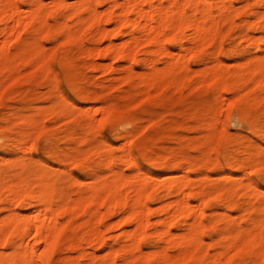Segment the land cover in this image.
<instances>
[{
	"label": "rangeland",
	"instance_id": "obj_1",
	"mask_svg": "<svg viewBox=\"0 0 264 264\" xmlns=\"http://www.w3.org/2000/svg\"><path fill=\"white\" fill-rule=\"evenodd\" d=\"M33 246L264 264V0H0V264Z\"/></svg>",
	"mask_w": 264,
	"mask_h": 264
},
{
	"label": "bare ground",
	"instance_id": "obj_2",
	"mask_svg": "<svg viewBox=\"0 0 264 264\" xmlns=\"http://www.w3.org/2000/svg\"><path fill=\"white\" fill-rule=\"evenodd\" d=\"M86 4H87V3H86ZM128 7H129V5H128ZM83 8H84V6H83ZM132 8H133V7H132ZM132 8H131V9H132ZM125 13H126V12H125ZM125 16H127V15H125ZM141 18H142V17H141ZM124 20H125V19H124ZM124 20H123V21H124ZM125 21H126V20H125ZM128 21H129V19H128ZM128 21H127V23H128ZM129 22H130V21H129ZM134 26H135V25H134ZM128 27H129V26H128ZM196 28H197V27H196ZM130 30H131V29H130ZM196 30H198V29H196ZM1 31H2V30H1ZM110 52H111L110 54H112V53L117 54V53H115L114 50H110ZM126 155H127V154H126ZM128 155H129V153H128ZM249 183H250V182H249ZM250 186H251V185H250ZM16 189H17V188H16ZM175 189H177V188H175ZM30 195L32 196V194H30ZM34 195L36 196V194H34ZM27 198H28V197H27ZM9 199H10V198H9ZM184 204H185V203H184ZM186 204H187V203H186ZM188 205H189V203H188ZM44 206H45V205H44ZM113 206H114V205H113ZM113 206H112V207H113ZM183 206H184V205H183ZM190 206H191V205H190ZM184 208H185V207H184ZM184 208H183V210H184ZM187 208H188V207H187ZM188 209H189V208H188ZM44 211H45V210H44ZM39 212H40V213H39ZM38 213H39V214H38L36 217H34L33 220H30V219H29V220H26V219H25L26 221H21L22 224H21L20 229L22 230V233H28L30 230L34 229V230H35V231H34V232H35V236H36L35 239H37L38 243H40L39 240H40V241H41V240H44V241H45L46 239H49V240H50V238H51L56 232H52V231H51L53 235H50L51 233H50V231H48L47 233H50V234L48 235V234L46 233V231H44V230H45V225H44V227H43V231H44V232L42 231V226H43V224H44V221L48 218V217H47V216H48V215H47L48 213H46V212H43V213H42L41 211H38ZM133 218H134V217H133ZM48 219H49V218H48ZM48 219H47V220H48ZM49 220H52V221H50L49 223H50V225H52L51 228H53V231H55L54 228H56V226H53V225H54V220H53L52 218H50ZM49 220H48V221H49ZM133 220H136V218H134ZM51 222H52L53 224H52ZM131 222H132V221H131ZM22 225H23V228H22ZM134 232H135V231H134ZM20 233H21V232H20ZM20 233H19V234H20ZM22 235H24V234H22ZM48 236H49V237H48ZM131 236H132V234H131ZM35 241H36V240H35ZM37 241H36V244H35L34 246H36V245L38 244ZM44 241H43V243L46 244V241H45V242H44ZM47 241H48V240H47ZM47 244H49V242H47ZM47 244H46L45 246H47ZM49 245H50V244H49ZM34 246H33V247H30V251H31V252L28 250V251L30 252L31 259H28V258H27V260L30 262V263H29V262L27 261V264H32V263L34 264L35 261H39V259H41V257H40V258H38V260H37V259H34V262H32V261H33L32 259L36 257V256L34 257V254H37V253H35V247H34ZM31 248H32V249H31ZM36 249H37V248H36ZM14 251H15V250H14ZM16 252H18V251H16ZM19 252H21V251H19ZM26 253H27V252H25L24 254L26 255ZM42 253H43V252H42ZM13 254H15V255H13V258H10V256H12V254L9 256V258L12 260V263L14 262L13 264H17L20 260H21V262H19V263H22V264H23V263L25 262V260L23 261V258H24L25 255H23V257H22V256L19 257L18 255H20V254L15 253V252H14ZM16 254H18V255H16ZM28 254H29V253H27V255H28ZM1 255L3 256V254H1ZM40 255H41V254H40ZM17 256L19 257L20 260L17 258ZM0 258L2 259L1 256H0ZM5 258H6V257H5ZM7 258H8V257H7ZM16 259H17V260H16ZM25 259H26V258H25ZM3 260H5V259H3ZM3 260H2V261H3ZM7 260H8V259H7ZM30 260H31V261H30ZM15 261H16L17 263H16ZM4 262H6V260H5ZM4 262H2V263L4 264ZM9 262H10V261H8V263H9ZM39 262H40V261H39ZM39 262H38V264H39ZM2 263H1V264H2ZM35 263H36V262H35ZM24 264H26V263H24ZM40 264H41V262H40Z\"/></svg>",
	"mask_w": 264,
	"mask_h": 264
}]
</instances>
